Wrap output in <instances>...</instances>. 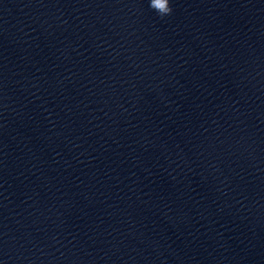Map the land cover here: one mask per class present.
Returning <instances> with one entry per match:
<instances>
[{
    "label": "clouds",
    "instance_id": "obj_1",
    "mask_svg": "<svg viewBox=\"0 0 264 264\" xmlns=\"http://www.w3.org/2000/svg\"><path fill=\"white\" fill-rule=\"evenodd\" d=\"M149 7L155 10L161 17L171 14L170 0H149Z\"/></svg>",
    "mask_w": 264,
    "mask_h": 264
}]
</instances>
